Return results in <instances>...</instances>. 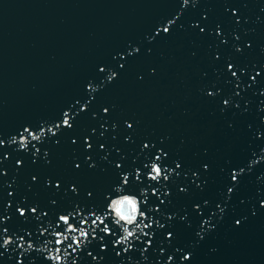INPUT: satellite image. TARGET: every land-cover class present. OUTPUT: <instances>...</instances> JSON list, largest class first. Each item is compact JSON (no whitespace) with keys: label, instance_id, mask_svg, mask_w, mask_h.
I'll return each mask as SVG.
<instances>
[{"label":"water","instance_id":"95a60500","mask_svg":"<svg viewBox=\"0 0 264 264\" xmlns=\"http://www.w3.org/2000/svg\"><path fill=\"white\" fill-rule=\"evenodd\" d=\"M0 141V264H264V0H0Z\"/></svg>","mask_w":264,"mask_h":264},{"label":"snow or ice","instance_id":"6c2138e0","mask_svg":"<svg viewBox=\"0 0 264 264\" xmlns=\"http://www.w3.org/2000/svg\"><path fill=\"white\" fill-rule=\"evenodd\" d=\"M188 0H184V3H187ZM168 24L171 25L172 24V21H168ZM163 31L167 32L169 31V27L168 26H165L163 28ZM229 67L231 68L232 66L229 65ZM235 75V73H233ZM114 75V74H113ZM109 79H111V76L109 77ZM225 104L228 103L227 100L224 101ZM105 111H107V109H105ZM63 124L64 125H70V117L67 113H65V116H64V119H63ZM25 131H28L27 129H25ZM32 138L33 139H38L39 137L36 135V134H32ZM15 139V138H14ZM20 140H21V147H26V144H27V137L25 136H21L20 137ZM0 143H2V141H0ZM90 147V145H89ZM157 160L160 159L159 156L156 157ZM177 167H179V165H177ZM241 171H243V169H241ZM137 172L139 173V170H137ZM147 175L151 176V180L153 181H159L161 179V177L163 176V178L165 180L168 179V176L165 174L164 170L162 169V167L160 166V164L156 163V162H152L151 163V171H149L147 173ZM137 179H139V175H137ZM232 180L233 181H237L238 178L234 172V174L232 175ZM129 181H128V176L125 175L123 177V183L124 184H127ZM156 190L153 189V192H155ZM229 192L232 191L231 188L228 189ZM113 207L115 208L116 210V214L119 216L120 220H123V221H126L128 224H132L134 221H136L137 219V212H138V207H137V201L133 198H130L128 196H125L123 199L121 200H116V201H113ZM124 205H128L130 207V212L129 211H122V208ZM197 207H199L197 205ZM17 211L21 214V215H25V209L24 208H18ZM31 211L33 213H35L37 211V209L35 207H33L31 209ZM108 215L107 212L104 213V217H106ZM140 216L144 217L145 216V212L142 211L139 213ZM79 216V223L80 222H83V223H88V217H93L91 219V224L88 225V230H80V236L83 237V239H76V240H73L72 243H69L67 244V247L65 248L64 250V256L61 257L59 255V252H60V249H56V254L55 255H48V257L53 261L55 262V264H60V261L63 259L64 261L66 260V257L69 255V253L67 252V249L68 248H71L73 252H76L77 249L81 246L82 243H84L88 237H89V233L91 231V235L93 237H95L96 235V228H99V225L100 224H103L104 227L102 229H100V231L104 232L105 234H111V229L109 227V225L107 223H105V219L104 217L100 216V215H97L95 211L93 212H90L88 213L87 216H83L80 214L79 210H77L76 212H69L68 214H61L59 215V220H58V225L59 223L63 222L64 225H67V230L68 231H72V232H76L78 231L77 228H74L72 226V223L69 222V218L71 217V219H73L74 217H77ZM146 218V217H145ZM120 220H117L115 223L116 224H119L120 223ZM240 221L237 220L236 223H239ZM140 224H143V228H148L150 227V225L152 224V221L149 220V222L147 224L144 223L143 220L140 221ZM57 225V226H58ZM93 225H95V227H93ZM49 227H51V225H49ZM121 227H124L123 225H121ZM137 227H139V224L137 225ZM143 228L140 229V232L143 233ZM4 231L6 232L7 229H4ZM47 229H43L42 230V233L43 232H46ZM124 231L126 233L125 236L121 237V238H117L116 240L113 241V244L114 245H119V244H124L125 245V251H127V249L131 248L132 247V244H131V240H129V237H133L134 236V232H135V229L133 230H128L127 228H124ZM53 232H55V230H53ZM60 233H57V235H59ZM145 235H147V233H144ZM168 236L171 237L172 236V233L169 232L168 233ZM17 239L19 240V247H23V240H24V237L23 236H19L17 237ZM134 239H139L138 236H135ZM13 238L12 236H6L3 240V244L4 245H8L10 243H13ZM56 243H62L61 240H57ZM73 244L76 245V247L74 248L73 247ZM29 247H32L31 244L28 245ZM102 247H104V245H102ZM171 259V258H170ZM184 259H187V257H184ZM73 264H75V261H73Z\"/></svg>","mask_w":264,"mask_h":264}]
</instances>
